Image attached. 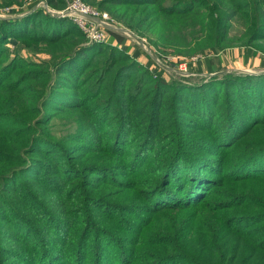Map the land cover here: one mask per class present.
<instances>
[{"label": "trees", "instance_id": "trees-1", "mask_svg": "<svg viewBox=\"0 0 264 264\" xmlns=\"http://www.w3.org/2000/svg\"><path fill=\"white\" fill-rule=\"evenodd\" d=\"M40 1L65 5L0 6L20 7L0 18V264H264V73H222V55L236 47L244 64L256 65L264 0H82L108 10L163 59L200 55L187 65L189 75L206 74L194 85L165 82L146 51L125 48L128 40L114 31L88 42ZM172 19L179 27L166 34L161 28ZM11 39L56 51L55 73H19L21 63L31 65L9 54ZM116 56L124 58L119 66ZM140 57L156 79L128 73ZM260 58L264 69V49ZM117 98L123 105L113 106ZM62 111L76 128L57 136L50 123ZM105 137L116 143L115 167L73 163L86 157L72 159L77 152H110ZM150 158L156 168L144 174ZM99 169L114 177L83 175ZM21 177L41 196L27 200L12 189ZM78 185L116 192L78 195ZM88 205L96 210L86 215Z\"/></svg>", "mask_w": 264, "mask_h": 264}, {"label": "rangeland", "instance_id": "rangeland-1", "mask_svg": "<svg viewBox=\"0 0 264 264\" xmlns=\"http://www.w3.org/2000/svg\"><path fill=\"white\" fill-rule=\"evenodd\" d=\"M27 1V0H26ZM27 3V2H26ZM41 8L46 12V13H50L55 17L56 14H59L61 12H65V5L64 7L61 9L60 8H51L50 6H47L44 2H41ZM65 3V2H64ZM3 0H0V6H3ZM24 6V5H23ZM22 6V7H23ZM10 8H4L1 9L0 7V18H4V17H12L13 11L20 9V7L18 6H9ZM25 8V6L23 7ZM95 8V7H92ZM150 7H148L149 9ZM97 11L103 12L105 14H107L108 19L107 23H112L116 28H118L119 32L118 34L124 36L128 41L125 45V48L134 45V44H139L141 46V48L146 51V56H149V58L158 66L159 69H161L163 71V75H162V79L167 82V83H175L176 81H182L184 84L186 85H194L197 83H200L201 81L204 80V78L206 77V74L203 73L202 76H197V75H189L188 73V69H187V65L188 64H194L195 62H197L198 60H200V55L194 54L192 56H187V57H177V58H170L168 57L167 59H163L161 57L158 56L157 53H155L153 51L152 48L148 47V44H144L142 42V39L138 38V35L136 32H132L130 29L126 28L122 23L117 22L115 19H112V17L110 16V13L108 10L103 9V10H99L98 8H95ZM112 10H116L117 7H113L111 8ZM13 10V11H12ZM12 11V12H10ZM123 9L119 10V12H122ZM10 12V13H9ZM13 13V14H12ZM29 13H24L20 16L26 15ZM19 16V17H20ZM15 17V16H14ZM61 17V16H60ZM66 20H68L71 23H73L75 26H77L79 28V26L68 16L64 17ZM128 19L131 18V13L127 14ZM134 23L136 22V18L133 19ZM26 24H29L30 27L35 26L36 27V22H28ZM179 27V22L172 19V20H165L164 24H163V28H161L166 34H170L173 33L177 28ZM80 29V28H79ZM74 31V30H73ZM81 31V29H80ZM235 31V30H234ZM82 32V31H81ZM234 33L231 32L230 35H233ZM182 34H177L175 35L176 39H179L181 37ZM146 41V40H145ZM264 49V45H261L258 48V57L255 58L256 60V65H253V60L247 64L243 63L242 58L239 56L240 54V50L239 48H233V50L230 51H226L224 52V54L222 55V59H223V73L225 72H239V73H258L259 71H264V69H262L260 66H257V64L259 63V59L261 61L262 58L261 57V53L263 52ZM6 50L9 52V54H15L17 58L28 62L31 66H24L21 63V67L22 69L19 70V73H21L22 71H26V70H30V71H34L35 73H39L42 71H48V74H54L55 72L54 69L52 68V66L50 65L51 62V58L54 57V55L56 56V51H52V49H49L47 47H45L44 45H41L40 43H32V42H28L25 41L23 39H11L9 40ZM157 55V56H156ZM141 62L138 66H135L134 69H131L128 73H130V75L132 77H136L137 75H139V73H142L144 75H146L145 77V82L147 81H152L153 79H156L157 77H155L154 75H151L149 73V70L143 69V65H145L146 63V58L145 57H140ZM174 59V60H173ZM114 61H118L117 66L121 65L120 62L123 63L124 58L121 56H116ZM173 61V62H172ZM180 61V63H179ZM127 63V62H124ZM36 67H42V68H36ZM103 68V67H102ZM142 71V72H140ZM97 72H100V70H98ZM15 78V76H12L10 78V80H13ZM112 78H113V72L111 73V76L109 75L107 78V82L108 85L110 86L112 84ZM150 79V80H149ZM107 82L105 83V85H107ZM25 84H30V82H25ZM104 85H101V87L103 88ZM100 87V83H97L94 85V87H92L91 92L94 93L96 92ZM81 93V91H80ZM101 99V98H100ZM99 99V100H100ZM109 99V97H107L106 99H104L105 103L106 101ZM98 100V101H99ZM121 99L117 98L115 101H113V106H121L123 105V102L120 101ZM62 112H59L58 114H55L52 116L51 118V125H52V130L53 132L57 135H66L69 133H73V130L76 128L75 125V118L74 116L68 115V114H62ZM112 114L109 115V117ZM108 128V127H107ZM159 131V129H158ZM113 136V135H112ZM133 139V134H130V140L129 143L126 145L127 149L131 146L132 144V140ZM105 143V145L110 146V148H112V150L110 152L108 151H104L101 155H88L85 152H77L75 154H71L72 159H76L78 156H86L84 159H81V161L83 162H73L76 163L77 165H79L80 167L84 166V162L88 161V162H97L100 165H107L109 167H115L117 161H118V157L116 155V153L113 150V147L116 146V143L111 142L109 140L108 137H105L103 140ZM108 143V144H107ZM144 174L148 173L150 174L151 172L153 173V169L156 168V164H155V158H150L148 161L146 160L143 164H142ZM84 172L82 171L81 174H83ZM116 173H120V172H114ZM78 173H76V177H78ZM84 177H86L87 179H97V177H114V174L111 172H106L105 170H101L99 169L97 174H91L90 172H86L83 174ZM96 177V178H95ZM77 181H80V178H77ZM102 179V178H101ZM100 179V180H101ZM121 179H126L128 181H130L129 178H121ZM24 178H20L17 180L16 184L12 187V189L18 188L19 190L22 188V197L24 195V197L27 198V200H30L31 198L35 197V196H41V188L38 189V192L35 190V186H27V187H22L24 184ZM79 189L78 191V195H86V196H90V197H94V196H98V195H102L104 198L108 197L109 195L113 194L116 192V188L114 187H105L104 186L97 190L94 191L92 189H90L89 187H81V185H78ZM66 189V187L64 188ZM106 199H110V198H106ZM113 202H115L116 200H112ZM221 201L226 202L227 200L224 198H221ZM96 208L95 207H91L90 205L86 206L85 210H84V214L89 215L90 212L95 211ZM118 215V214H117ZM11 263V262H10Z\"/></svg>", "mask_w": 264, "mask_h": 264}, {"label": "built area", "instance_id": "built-area-1", "mask_svg": "<svg viewBox=\"0 0 264 264\" xmlns=\"http://www.w3.org/2000/svg\"><path fill=\"white\" fill-rule=\"evenodd\" d=\"M32 0H27L30 2ZM65 2V12H61L60 16H68L81 29L88 42L103 43L108 39V31H114L116 28L112 23H107V14L97 11L92 6L84 3L82 0H63ZM42 1L37 7H41ZM144 40H142L143 42Z\"/></svg>", "mask_w": 264, "mask_h": 264}, {"label": "water", "instance_id": "water-1", "mask_svg": "<svg viewBox=\"0 0 264 264\" xmlns=\"http://www.w3.org/2000/svg\"><path fill=\"white\" fill-rule=\"evenodd\" d=\"M56 16L60 17L59 14H56ZM222 73H223V72H222ZM222 73H219V74H222ZM258 73H260V71H259ZM263 73H264V71H263ZM249 74H256V73L251 72V73H249ZM212 75H214V74H210L209 76H212Z\"/></svg>", "mask_w": 264, "mask_h": 264}]
</instances>
